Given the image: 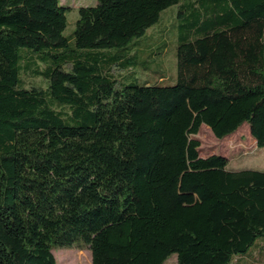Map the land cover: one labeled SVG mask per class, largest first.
<instances>
[{"label": "trees", "instance_id": "obj_1", "mask_svg": "<svg viewBox=\"0 0 264 264\" xmlns=\"http://www.w3.org/2000/svg\"><path fill=\"white\" fill-rule=\"evenodd\" d=\"M172 6L176 81L116 77ZM71 10L0 0V264L76 243L91 264H264V170L191 137L248 123L264 147V0H96L65 34Z\"/></svg>", "mask_w": 264, "mask_h": 264}, {"label": "rangeland", "instance_id": "obj_2", "mask_svg": "<svg viewBox=\"0 0 264 264\" xmlns=\"http://www.w3.org/2000/svg\"><path fill=\"white\" fill-rule=\"evenodd\" d=\"M60 3L63 5L70 4L72 7V10L68 12V26L65 30V34H69L78 18V8L90 5L93 0H60ZM176 15V6L165 10L161 20L140 38L142 47L134 49L138 53V62L127 70L114 68L112 73L116 77H120L129 76L133 72L138 77L139 82L146 79L151 83L157 81L162 84L174 83L177 76L176 49L178 44ZM22 78L27 87L37 85L46 88L49 83L43 76H35L29 71H23ZM191 137L200 140L201 156L205 157L211 154L226 156L229 159L227 166L229 170L246 168L264 170V147H257L248 123H244L236 132L224 138H217L213 131L206 124H203L199 132L191 135ZM260 241L262 240L260 239ZM80 252L85 253L80 263L91 264V251L87 244L76 243L72 247L53 250L57 264H78L79 262L74 263L73 260ZM236 257L233 258L231 264H237ZM176 262L177 256L173 254L164 264H176Z\"/></svg>", "mask_w": 264, "mask_h": 264}, {"label": "bare ground", "instance_id": "obj_3", "mask_svg": "<svg viewBox=\"0 0 264 264\" xmlns=\"http://www.w3.org/2000/svg\"><path fill=\"white\" fill-rule=\"evenodd\" d=\"M84 255H85L84 252H80L78 255H76L75 260H73L74 263H75V262H79L78 264H81V263H80V260L82 259V256H84ZM72 258H73V256H72ZM70 259H71V258H70Z\"/></svg>", "mask_w": 264, "mask_h": 264}, {"label": "crops", "instance_id": "obj_4", "mask_svg": "<svg viewBox=\"0 0 264 264\" xmlns=\"http://www.w3.org/2000/svg\"><path fill=\"white\" fill-rule=\"evenodd\" d=\"M96 1L93 0V3H90V5L94 4ZM69 6H71L70 4H68ZM250 169H254V168H250ZM240 170V169H239ZM260 170V169H259Z\"/></svg>", "mask_w": 264, "mask_h": 264}]
</instances>
